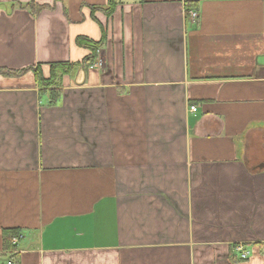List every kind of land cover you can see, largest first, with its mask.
<instances>
[{"label":"crops","instance_id":"obj_1","mask_svg":"<svg viewBox=\"0 0 264 264\" xmlns=\"http://www.w3.org/2000/svg\"><path fill=\"white\" fill-rule=\"evenodd\" d=\"M116 4L0 0V66L79 65L0 78V264H264V0Z\"/></svg>","mask_w":264,"mask_h":264},{"label":"trees","instance_id":"obj_2","mask_svg":"<svg viewBox=\"0 0 264 264\" xmlns=\"http://www.w3.org/2000/svg\"><path fill=\"white\" fill-rule=\"evenodd\" d=\"M116 0H110V5L107 9H104L103 12L111 17L116 8ZM23 7V5H21ZM31 10L33 11H41L46 9L47 7H35L33 3L29 4ZM190 8V6H188ZM95 10V9H93ZM78 44L86 49H88L91 53L83 62L84 67H93L98 60L99 49L101 47V43H94L86 38H79L77 40ZM49 77L46 78L42 71V64L28 67L25 69H11L5 66H0V78H19L28 73H33L36 76L37 81L43 88H54L53 92V101H56L60 96L59 81L65 75L70 74L75 68L79 65L76 63H52L49 65ZM22 235L21 229H4L2 230V241L3 248L5 251H10L16 249L17 245H13L12 241L14 238ZM237 246V245H236ZM235 246V247H236Z\"/></svg>","mask_w":264,"mask_h":264},{"label":"built area","instance_id":"obj_3","mask_svg":"<svg viewBox=\"0 0 264 264\" xmlns=\"http://www.w3.org/2000/svg\"><path fill=\"white\" fill-rule=\"evenodd\" d=\"M190 16L193 18H197L198 14L196 11H190L189 12ZM191 112L195 113L197 112V107L196 106H191L190 107ZM23 238V235H20L16 238L13 239L12 243L13 245H18V243L20 242V240ZM235 252L238 254L239 259L241 261H246L251 257V251L248 250L244 245L239 244L235 247ZM9 264H19L18 262H9Z\"/></svg>","mask_w":264,"mask_h":264}]
</instances>
